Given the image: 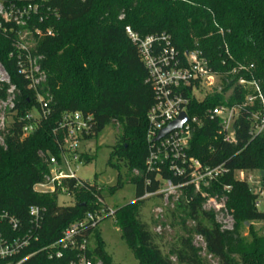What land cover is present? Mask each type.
Returning <instances> with one entry per match:
<instances>
[{
	"label": "trees",
	"instance_id": "1",
	"mask_svg": "<svg viewBox=\"0 0 264 264\" xmlns=\"http://www.w3.org/2000/svg\"><path fill=\"white\" fill-rule=\"evenodd\" d=\"M47 5L57 16L44 22L34 18L27 26L33 31H54V35L34 36L32 54L43 57L39 61L47 77L43 84L31 86L20 72L19 51L15 48L20 27L9 25L14 31H0V61L12 80L11 85H0V100L14 96V106L7 112L11 119L3 134L5 143L0 141V211H8L30 228V207L47 209L39 231L41 239L35 247L60 238L69 224L88 213L105 211L104 219L115 220L138 264H176L172 257L178 263L210 264L193 243L196 234L205 238L207 252L220 264H264V235L252 227L253 222L264 221V211L255 206L257 196L250 191L248 182L236 176L240 170L264 171V133L252 138L247 122H243L237 145L226 143L218 122L210 119L204 120L191 142V155L228 168L211 192L228 194L229 209L236 220L233 229H221L214 214L203 209V198L190 190L187 203L180 200L179 206L195 226L189 228L183 221L187 235L178 236L168 254L162 249L164 235L142 219L141 209L150 199L142 196L157 191L160 184L154 174L146 172L145 164L147 114L156 98L152 84L147 82L149 73L139 49L126 32L129 26L142 37L168 33L180 53L200 49L218 70L238 63L253 65L250 73L264 90V0H49ZM224 60L227 65H223ZM39 94L44 104L48 102L46 109L50 113L28 121L26 115L34 109L39 114L43 111ZM218 101L219 97L213 96L202 102L194 99L189 113L201 116ZM75 111L93 116V128L86 139L97 136L108 125L121 129V141L112 147L109 164L119 170L121 163H126V177L136 186V198L114 208L112 215L104 200L105 188L96 182L66 179L53 193L35 190L36 185L46 181L53 161L61 158V136L55 135L54 129L64 113ZM28 122L35 123V130L25 136L23 127ZM94 158L87 150L82 153L85 163ZM146 176L151 179L149 186L145 184ZM123 180L119 173L117 183L107 188L108 193L113 195L122 188ZM226 186L231 189L227 191ZM62 188L73 199L72 205H59ZM244 229L249 230L248 236L243 234ZM95 238L96 256L105 264H115L98 228ZM24 264L50 261L43 251Z\"/></svg>",
	"mask_w": 264,
	"mask_h": 264
},
{
	"label": "built area",
	"instance_id": "2",
	"mask_svg": "<svg viewBox=\"0 0 264 264\" xmlns=\"http://www.w3.org/2000/svg\"><path fill=\"white\" fill-rule=\"evenodd\" d=\"M49 0H0V31L16 32L18 39L15 48L19 51L20 72L29 81L31 86H37L46 82L47 77L42 70L40 60L42 56L34 57V36L44 34L54 35L52 28L46 32L35 28H27L29 23L37 18L44 22L50 16L56 17L57 13L47 5ZM44 10H46L44 12ZM132 42L138 47L141 59L148 70L147 82L151 83L155 91V103L147 114V144L148 155L146 158V172L154 174L160 182L157 191L146 192L142 199L160 196L164 205H167L171 197L187 195L190 190L195 195H200L206 200L209 211L219 212L225 205L220 203L211 192L212 186L221 176L228 172L225 164L211 165L190 154L191 142L195 131L201 128L205 119L218 122L223 140L230 145L239 143V133H242L243 122L249 125V135L256 138L264 133V90L261 82L250 73L253 65L238 63L225 70L215 69L211 61L200 49H193L180 53L172 44L168 33L150 34L141 36L126 27ZM226 53L230 59L233 56L226 45ZM15 52H12L13 56ZM227 65V60L223 61ZM11 75L0 61V85H11ZM13 87L8 90L12 93ZM218 98V103L207 109L203 115H190L189 109L193 100L199 102L209 97ZM8 100V99H7ZM7 100H0V108L5 104L4 110L0 109V141L4 144V135L7 132V112L13 108L6 104ZM42 103L43 111L38 117L31 112L26 115V120L47 117L50 109H46L47 103H43L41 95H38ZM6 102V103H5ZM182 113H186L188 120L182 127L174 129L161 139L157 140L161 131L178 119ZM92 115L82 111L64 113L54 133L61 136L59 142L61 158L51 164L50 173L44 183L35 186L39 192H55L61 187L63 180L77 179L76 170L82 159L81 144L87 140L93 128ZM35 130V123L28 122L23 127L26 136ZM76 167V168H75ZM248 170L236 172L240 180L247 181L250 191L257 198L255 206L259 209L264 196V177L262 171L254 178ZM138 174V171H135ZM174 179L179 180L177 183ZM146 186L151 185V179L146 176ZM229 191L231 186H226ZM62 193L67 194L65 188ZM61 193V194H62ZM159 215L163 213L162 207L157 208ZM47 209L39 205H33L29 209L30 228L8 211H0V264H24L34 255L45 251L50 264H105L95 254L96 238L95 230L107 214L102 211L88 213L83 219L69 224L62 232L60 238L51 241L43 247H35L40 242L39 231L46 217ZM113 208L109 214L112 215ZM228 229H233L228 228ZM157 233L161 234L158 226ZM193 243L199 248L203 257L210 264H220L219 260L207 252L205 238L194 235ZM176 264V257H172Z\"/></svg>",
	"mask_w": 264,
	"mask_h": 264
},
{
	"label": "rangeland",
	"instance_id": "3",
	"mask_svg": "<svg viewBox=\"0 0 264 264\" xmlns=\"http://www.w3.org/2000/svg\"><path fill=\"white\" fill-rule=\"evenodd\" d=\"M13 95L8 97L7 103L11 106ZM5 104H2V111L4 110ZM35 117H38L39 112L34 109L33 112ZM11 116L7 118L8 124L10 123ZM122 132L120 127L117 125H108L101 133L97 136L87 139L81 144V151L95 155V158L88 163L83 162L78 165L76 175L79 179L89 181L91 183H98L100 186L105 188L104 200L109 208H116L131 203L136 198V186L129 182L127 179V173L129 167L123 161L121 167L118 170L116 167L109 164L111 149L121 141ZM117 163L118 159H114ZM76 168V167H75ZM260 170H249V175H253L255 178ZM119 173L123 177V187L118 189L115 194L110 195L107 188L114 186L118 181ZM220 203L225 205L219 212L209 211L207 202L205 199L202 201L203 209L207 212L213 213L215 221L221 226V229L234 228L236 220L232 211L229 209V196L228 194H218L215 192L213 195ZM262 199V205L259 207L260 211H264V196ZM180 200L185 205L187 198L185 196L171 197L167 205H164L160 198L152 197L146 201L143 208L141 209V217L144 221L151 224L152 230L157 231L158 226L161 227V234L164 235V242H162V249L164 253L168 254L172 246L175 245L177 237L180 235H187L184 229L183 221L186 220V226L191 228L195 226V222L187 217V214L183 212L182 207L179 206ZM58 203L61 206L72 205L73 199L62 193L59 196ZM162 207L163 213L159 215L157 208ZM254 230L264 235V221H256L252 223ZM102 238L106 243V250L112 256L115 264H138L132 250L127 246L126 242L122 237V232L115 220L112 217L103 219L98 227ZM160 234V233H159ZM243 234L249 235V230L244 229ZM193 237V235H192ZM194 238V237H193ZM195 239V238H194Z\"/></svg>",
	"mask_w": 264,
	"mask_h": 264
},
{
	"label": "water",
	"instance_id": "4",
	"mask_svg": "<svg viewBox=\"0 0 264 264\" xmlns=\"http://www.w3.org/2000/svg\"><path fill=\"white\" fill-rule=\"evenodd\" d=\"M187 120H188L187 114L186 113H182L178 119H176L175 121H173L169 126H167L166 128H164L161 131V133H160L159 137L157 138V140L161 139L162 137H164L165 135H167L168 133H170L174 129H177V128L182 127V125ZM262 176L264 177V171H262Z\"/></svg>",
	"mask_w": 264,
	"mask_h": 264
}]
</instances>
